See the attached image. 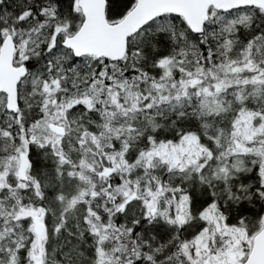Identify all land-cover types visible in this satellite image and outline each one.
Listing matches in <instances>:
<instances>
[{"label": "snow or ice", "instance_id": "obj_1", "mask_svg": "<svg viewBox=\"0 0 264 264\" xmlns=\"http://www.w3.org/2000/svg\"><path fill=\"white\" fill-rule=\"evenodd\" d=\"M0 264H264V0H0Z\"/></svg>", "mask_w": 264, "mask_h": 264}]
</instances>
